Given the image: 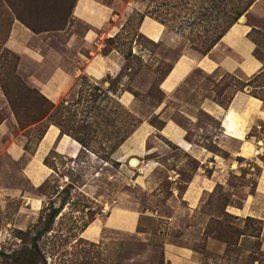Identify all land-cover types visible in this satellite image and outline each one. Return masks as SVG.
I'll use <instances>...</instances> for the list:
<instances>
[{
  "label": "rangeland",
  "instance_id": "obj_1",
  "mask_svg": "<svg viewBox=\"0 0 264 264\" xmlns=\"http://www.w3.org/2000/svg\"><path fill=\"white\" fill-rule=\"evenodd\" d=\"M102 1L113 3L116 8L121 3ZM136 1L143 2V11L149 5L165 13L167 20L178 9L179 16L175 22L161 23L163 33L157 41L139 31L137 15L128 17L117 35L105 39L102 46L103 52L113 48L120 53V72L99 80L81 74L49 119L47 115L39 119L49 109L50 100L36 82L43 81L53 68L51 53L70 55L72 50L64 45L69 34L75 32L79 38L87 26L71 15L64 17L72 0L38 3L31 12L33 18L23 5H18L17 12L32 27L46 29L35 33L48 31L28 40L47 56L42 64L26 57L21 60L22 56L7 45L13 22L27 27L24 23L12 16L8 37L2 39L0 34V105L4 103L13 111L17 125L10 135L22 141L23 146V155L16 160L0 153V192L17 193L0 195V252L17 250L22 245L20 232H27L25 244L30 247L36 241L46 264H143L137 259L130 261L140 252L147 255L148 264H166L160 253L161 243L168 237L191 245L202 264H264V253L258 251L260 239L264 238V221L258 223L247 218H259L240 213L244 201L258 195L254 189L264 171V36L259 33L264 34V15L248 12L240 22L261 28L247 34L256 45L253 55L261 62L258 73L248 76L241 70L227 72L221 67L205 72L196 67L175 90H161L160 83L175 61L190 57L191 53L200 54L190 47L186 36L191 23L184 21L186 35L175 31L174 26L191 12L188 9L205 12L211 7L208 0ZM4 3L7 4L6 0ZM61 5L63 16L56 18V8ZM199 24L201 21L196 19L193 26ZM5 63L9 68L15 64L19 80L5 75ZM250 79V85L234 90ZM214 84H218L224 98L234 91L238 95L229 106L234 105L245 119L243 133L237 132L240 127L230 128L231 136L222 130V119L227 121L223 118L225 110L214 111L209 104L216 103L212 99ZM125 94L128 98L123 103ZM116 101L133 118L115 107ZM4 115L5 111L0 110V122ZM29 116L39 120L29 124ZM61 120L85 139L92 159L84 151L72 159L51 150L43 163L52 167L53 172L34 188L23 170L48 124ZM130 120H140L130 135H145L147 146L154 150L148 160L137 157V166L129 164L134 155L118 158L114 152L101 150L109 140L117 139V128H124ZM177 132L189 142L188 151L169 140H174ZM7 138L5 135L4 140ZM244 142L256 152H242ZM190 179L191 196L197 198L195 206L187 205L183 199ZM260 196L264 199V195ZM32 198L38 199L37 207L29 205ZM110 204L136 207L142 224L139 230L150 234L146 239L149 242H143L142 235L114 230H105V239L100 242L87 239L84 230L93 218L105 217ZM54 208L59 211L49 229L38 239H32L45 226Z\"/></svg>",
  "mask_w": 264,
  "mask_h": 264
},
{
  "label": "crops",
  "instance_id": "obj_2",
  "mask_svg": "<svg viewBox=\"0 0 264 264\" xmlns=\"http://www.w3.org/2000/svg\"><path fill=\"white\" fill-rule=\"evenodd\" d=\"M120 1L119 7L116 8L113 3H107L102 0H75L71 17L81 20L87 28L81 33V37L79 38L75 32L69 34L64 45L72 50L70 55H66L65 57L57 52L51 53V57L55 61L53 68L43 81L38 80L36 82L39 90L51 102H59L63 95L68 93L69 90H73L81 74L99 80L104 76H116L120 72L123 64L120 53L113 48L107 52H103L102 46L106 38L113 37L119 32L133 10L143 11L145 7L141 1ZM248 12L255 13L257 16H263L264 0H255L246 11V13ZM240 22L237 21L233 24L207 54L200 55L191 53L188 54L190 57L183 56L175 61L169 74L160 83L159 87L161 90H175L179 84L183 83L184 78L186 79L190 72H192V69L196 67L202 68L205 72H211L216 67H221V69L227 72L241 70L248 76L258 73L261 62L254 57L253 52L256 45L247 34L252 27L261 28L256 25L250 26ZM12 29L11 35H9L7 40V45L22 56L21 60L26 57L38 64H42L47 56L40 51L39 47L35 48L31 46L28 40L33 37H38L41 34H46L48 31L35 33L27 27L21 26L20 23L16 24L15 21L13 22ZM139 31L152 41H157L163 33V25L157 20L145 16L139 25ZM237 97L238 95L235 94L231 103ZM126 98L128 96L126 94L123 95V103H126L124 102ZM209 104L214 111L225 110L223 118L225 117L227 121L225 119L223 121L222 119L224 123L221 126L225 134L231 136V129L239 127L237 132L240 134L243 133L242 129L245 119L236 112L234 105L228 106L226 109H221L214 102ZM230 107L232 109L226 114ZM2 109L5 111V115L0 122V153H5L16 160L23 155L22 141L14 139V136L10 135L11 131L15 129L14 126L17 125L16 117L13 111L4 103L0 105V110ZM5 135L8 136L6 140H4ZM173 139L169 140L184 151H188L190 144L180 132H177ZM51 150L72 159H76L82 151L88 153V155L90 154V158L91 155L93 156L79 142L62 133L57 125L49 123L41 139L38 141L34 155L29 156V160H27L28 164L25 170H23L25 176L30 181V185L34 188L45 182L51 175V172H53L52 167L43 163L44 157ZM153 151L151 147L147 146L145 135L132 134L117 147L114 153L118 158L134 155L136 158L142 157L148 160L149 155ZM244 151L245 154L256 152L254 147L246 142L243 143L242 147V152ZM91 159L90 161H92ZM254 192L258 195H253L250 201L245 200L243 210L241 209L240 213L254 216L264 221V199L259 198L262 197L260 195H264V171L261 173ZM3 193L12 196L17 195L14 190L9 192L1 191L0 195ZM183 199L187 202V205L195 206L197 198L193 194L191 196V179L185 186ZM29 205L37 207L38 199L32 198ZM140 226H142L140 224V211L136 207L110 204L108 210L105 212V217L100 215L99 217L93 218L90 225L84 230L83 235L93 242H100V240L105 239L103 238L105 230H114L142 235V241L149 242L146 239L150 238V234L147 235L145 230H139ZM147 248L145 249L146 251L148 250ZM258 251L264 253V238L260 239ZM253 254L256 255L258 253ZM160 257L166 264H202L195 250L191 248V245L180 243L178 240L169 239L168 237L161 243ZM147 258V255L140 252L131 257L130 261L137 259L143 264H148ZM258 263L259 261H257ZM121 264L124 263L122 262Z\"/></svg>",
  "mask_w": 264,
  "mask_h": 264
},
{
  "label": "trees",
  "instance_id": "obj_3",
  "mask_svg": "<svg viewBox=\"0 0 264 264\" xmlns=\"http://www.w3.org/2000/svg\"><path fill=\"white\" fill-rule=\"evenodd\" d=\"M46 1L47 0H6L7 4H5L4 0H0V34L2 33V39L8 37L10 25L13 21L12 16H14L16 19H18L22 23H24L33 32H39L41 30H46L45 28L36 29L32 27V25L27 20L22 18V16L16 10L17 9L16 7H18V5H23V7L27 9L29 13V17L33 18L34 13H31L33 7L36 6L38 3H43ZM61 1L63 2V0ZM191 1H196V0H191ZM254 1L255 0H208V3L210 4V7H211L210 10H207L205 12H197V11L193 12L191 8L188 9V11H191V12L190 13L185 12L189 14H186L183 16L182 19H179L178 20L179 24L174 26V29L181 35H186L184 33V29L182 28L184 21L186 23H191V27L188 28L189 29L188 34L186 35L187 38L189 39L190 47L200 52V54H203V55L207 54L211 50V48L223 37V35L231 28V26L234 23H236L242 15L246 13V11L249 9V7L253 4ZM74 2L75 0H72L71 4L67 8V12L64 17L67 18L68 16L71 15ZM62 7L63 5L58 6L57 8L54 7L56 8V11H55L56 18L63 16ZM178 12H179V9L176 10L171 15V18L169 20H167L168 17L164 16L165 13H159L158 10H156L155 8H150L148 5L146 6L145 11H139L136 9L133 10V12L129 16V19H131L132 16L137 15V24L140 25L143 18L145 16H149L157 20L160 23L168 24L171 20L175 22L176 20L175 17L179 16ZM192 13L194 14L192 15ZM196 19H198V21H201L202 24H199V26L194 27L193 24L196 22ZM255 29L256 28H253V27L251 28V30H255ZM257 32H259V30ZM259 33L264 36L263 33L261 32ZM113 37H109L108 39H111ZM3 66H4V69L7 68L5 75L19 80V75L16 73L15 64L13 65L12 68H9L8 67L9 65L8 64L6 65V63ZM0 80L2 81V78ZM251 82L252 80L250 79L245 83H241L239 87L235 88L234 90H242L244 87L250 85ZM213 87H215L213 88V90L215 91V93L212 96L213 101L221 105L223 108H227L234 96L235 91L231 95H229L227 98H224L223 91H219L218 89V84H214ZM5 93H6V90H5ZM49 103H50L49 109L39 119H41L45 115H47L46 119L53 117L54 114L57 112V108L61 106L62 102H59L57 105H54V103L51 101H49ZM115 107L121 108V110H123L124 114L128 116V118H133V116L129 114V112L126 110L125 107H123L121 103L116 101ZM29 119H30L29 124L36 123L39 120V119L34 118L33 116H29ZM130 121L126 122L127 126H125L124 128H122L121 126L118 127L116 132H120V135H118L117 139L114 141L109 140V142L105 144L106 146L102 147L101 150L107 153L114 152L117 149V147H119V145L123 143L124 140L140 124V120H135L131 122ZM53 123L60 128L62 133H67L73 136V138L77 140V142H79L80 144H82L83 147L88 149L86 147L87 145L85 144V139L81 137L80 135H78L77 133H74L73 128L66 127L64 120L55 121ZM83 127L84 126L79 127V129H82ZM58 211H59V208H54L49 212L45 226L42 229H40V231L35 232L32 239L34 240L38 239L44 232H46L49 229ZM247 219L256 220L258 223H262L261 219H255L249 216ZM20 233L23 235L22 241H21L22 245L17 250H13L9 253L1 251L0 252L1 264H46V261L43 255H41V253L39 252L36 241L31 242V246L27 247V245L25 244V241H26V236H29V234L27 232H20Z\"/></svg>",
  "mask_w": 264,
  "mask_h": 264
},
{
  "label": "bare ground",
  "instance_id": "obj_4",
  "mask_svg": "<svg viewBox=\"0 0 264 264\" xmlns=\"http://www.w3.org/2000/svg\"><path fill=\"white\" fill-rule=\"evenodd\" d=\"M243 19H244V16L242 15L240 18H239V21H243ZM240 126V125H239ZM238 126V127H239ZM129 164L131 165V166H137L138 164H139V159H137L136 157H132L131 159H130V161H129Z\"/></svg>",
  "mask_w": 264,
  "mask_h": 264
}]
</instances>
